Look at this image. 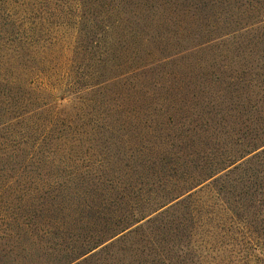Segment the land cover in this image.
Returning <instances> with one entry per match:
<instances>
[{
  "label": "rangeland",
  "instance_id": "374dc122",
  "mask_svg": "<svg viewBox=\"0 0 264 264\" xmlns=\"http://www.w3.org/2000/svg\"><path fill=\"white\" fill-rule=\"evenodd\" d=\"M127 1L119 10L120 0H0L4 264L13 259L10 264H57L79 252L85 236L80 234L89 224L79 206L89 185L103 181L110 189L114 183L112 190L121 191L123 180L138 170L144 173L141 162L155 161L156 168L164 151L174 152L182 131L189 129L196 132L190 163H219L229 150L241 148L238 143L248 140L242 132L255 130L250 119L264 112L261 106L254 109L258 102L248 104L244 92L240 98L225 93L235 74L247 77L253 71L248 77L252 98L259 97L256 86L262 77L253 69L264 50H237L235 41L226 38L228 49L219 40L157 61L164 52L177 51L165 49L177 46L174 31L186 17L168 1ZM151 4L157 5L154 12L146 8ZM120 38L125 50H117ZM134 39L141 40L142 49ZM108 50H117L119 59ZM101 56L108 57L106 62ZM230 133L240 134L227 137ZM169 160L160 167L161 185L179 180L180 169ZM159 185L154 190L141 186L136 190L144 191L119 201L134 207L159 196ZM202 195L207 204H217L214 210L223 217L221 203H210V191ZM162 245H132L116 237L74 264H144L155 250L169 264L167 258L179 250ZM203 256L202 264H237Z\"/></svg>",
  "mask_w": 264,
  "mask_h": 264
},
{
  "label": "trees",
  "instance_id": "16d2710c",
  "mask_svg": "<svg viewBox=\"0 0 264 264\" xmlns=\"http://www.w3.org/2000/svg\"><path fill=\"white\" fill-rule=\"evenodd\" d=\"M145 1L143 3L153 1L160 5L168 1L170 6H177L186 17L181 23H177L178 28L174 31L178 34L175 39L177 46L165 49L177 51L164 52L157 61H169L219 40L228 49L226 38L235 41L237 50H264V0ZM127 2L120 0L118 9L120 10L121 4L127 5ZM143 3L140 2L139 5H146ZM156 7V4H151L146 8L154 12ZM122 39H118L117 50L124 49ZM133 42L138 50L142 49L141 40L134 39ZM117 50L108 52L119 59ZM107 55L104 52L103 57ZM107 58L101 56L100 61L106 62ZM256 67V70L253 69L255 75L258 79L262 77L260 84L256 86L261 100L259 97L252 98L253 79L249 80L248 77L253 75V71L246 73L247 77L235 74L234 82L226 87L225 93L233 98H240L239 95L244 92L243 99H247L248 104L258 102L254 106L257 111L259 106L264 108V55L258 58ZM257 117L259 118L255 120L249 118L255 129L254 133L251 135L249 133L252 131H243L241 135L248 140L239 142L241 148L235 152L229 150V154L219 163H190V157L196 153L191 148L196 140V132H191L192 129L182 131L178 147H175L174 152L164 151L166 154L163 155L170 159V164L176 163L177 169H180L179 180L169 181L170 186L166 185L167 182L161 185L162 181L158 177L160 167L166 165L165 158L160 159L161 166L156 168L155 161H148V164L141 162L144 173L138 170L134 177L132 175L123 180L121 191L112 190L114 183H111L110 189L105 188L103 181H98L93 188L89 185L88 194H84L88 196L82 199V206H79V211L89 223L83 229V234H80L85 235L83 246L79 252L69 254L68 258L59 259L57 264H74L116 237L132 245L150 243L156 249L160 244L171 245V248L176 246L179 254L168 257L169 264H202L206 257L203 255L212 256V260H224L226 257L235 259L237 264H264V112L261 117ZM238 134L240 133H230L227 137ZM134 180L135 183L132 184ZM157 184H160L158 187L161 190L159 196H153L154 199L149 198L134 207L127 203L129 208H125L119 201L130 197L131 192L144 191L136 188L150 185L149 189L154 190ZM163 191L166 192L162 193ZM209 191L212 195L208 197L210 203H221L219 208L223 217L214 210L217 204L209 205L204 201L202 193ZM133 197H137L136 194ZM186 210L187 213H184ZM172 216L174 219H171ZM80 219L77 220L81 221ZM215 244L224 245L215 249ZM143 253L144 251L137 255L143 256ZM153 257L142 262L165 264L159 250H155ZM173 258L176 262L172 261ZM10 262H14V259L9 264ZM1 263L4 264L0 261Z\"/></svg>",
  "mask_w": 264,
  "mask_h": 264
}]
</instances>
